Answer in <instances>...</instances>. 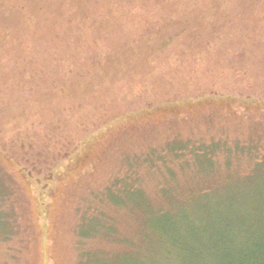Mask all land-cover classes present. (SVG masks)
<instances>
[{
  "label": "rangeland",
  "instance_id": "1",
  "mask_svg": "<svg viewBox=\"0 0 264 264\" xmlns=\"http://www.w3.org/2000/svg\"><path fill=\"white\" fill-rule=\"evenodd\" d=\"M108 1L68 10L89 32L80 40L98 29L101 9L141 16L154 8L148 0L118 9ZM9 3L0 8V264H216L215 244L176 224L209 222L214 206L250 210L252 196L264 194V100L203 97L230 92L228 68L202 61L213 51L202 43L222 44L219 35L194 36V24L179 33L175 12L164 13L172 24L154 13L139 29L146 44L138 47L143 41L132 34L128 46L110 51L103 39L84 46L75 30H61L56 1ZM157 32L175 33L159 55L151 44ZM247 46L260 53L259 44ZM147 48L156 55L149 61L141 56ZM258 74L246 76L258 82ZM91 84L103 94L94 97ZM161 103L167 110L144 113ZM252 208L264 211V199ZM161 218L177 231L155 230ZM244 240L227 244L239 253Z\"/></svg>",
  "mask_w": 264,
  "mask_h": 264
},
{
  "label": "trees",
  "instance_id": "2",
  "mask_svg": "<svg viewBox=\"0 0 264 264\" xmlns=\"http://www.w3.org/2000/svg\"><path fill=\"white\" fill-rule=\"evenodd\" d=\"M9 1L10 0H0V8H4L6 6L12 7L10 6L11 4L9 3ZM53 1L59 3V8L56 10V14L59 15V18L62 19L61 30H64L65 32H71L73 36L75 33H77L78 41L84 43V46H86L87 44H93L97 41V39H103L102 41L107 42L105 43L107 47L111 46L110 51L115 50L120 45L128 46V44H130L131 38L133 37L132 34H134V40H136L137 38L140 41L146 40L143 35H140L139 29L142 25L150 24L152 22L150 14L158 13V22L172 24L169 22L172 17H168L167 14L164 13L175 12V17L173 19L174 23L183 26V30H181V32L179 33L186 34L189 30L188 28H190V25L194 24L192 29L193 31L190 34L198 37L206 35L205 38L211 37V35L214 34H218L219 36L217 37L219 38V40H222V44H217L214 39H208L202 43L203 49L213 48V51H209V55L202 57V61L205 64V68L209 70L213 69L216 71H221L222 69H224V67L228 68L227 71H229V73L224 72V74H228L227 77L231 75V78L229 79V81H227L229 83L226 85L225 89L229 90L231 93H222L219 90L210 92L212 90H209L210 94H205L203 97L206 96L212 99L216 97H221L224 99L231 98L233 100L237 99L244 102L253 100L257 101V99L259 98L264 100V48H262L264 47V41L262 40L264 34V22L261 23L260 21L262 18H264V0H148L152 1L154 8L151 13L141 14V16L133 14H130L129 16H120L116 14V11L113 12L112 9L107 13V15H105L104 12L106 11H103V9H101L100 15L102 14L103 18L100 17V15L97 16L99 17V20L102 19V22L100 23L96 31L92 29V37L86 39L85 42L80 40V38L85 37V35L89 34V32L86 29H83L85 28L83 25L74 23V21L68 16V10H77L79 7H83L82 4L84 3L89 4V6H94L96 9L100 0ZM129 1L130 0H109L108 5L110 6V3L114 2L117 9L118 7H122V5H125L127 8V6H130V4H128ZM173 2L177 4V7H172L173 4L171 3ZM120 3H122V5H120ZM164 5H169L168 7L172 8L167 9L163 12L161 11V8ZM189 9L192 11L191 14L188 13ZM111 12L113 13L111 16H109ZM125 12L128 11L126 10ZM257 27L259 28L258 32H256ZM254 28L255 31L253 30ZM74 30L75 33L73 34L72 31ZM247 30L253 34L257 33L259 37H253V35L251 34L248 35V33H246ZM116 32V39L111 38L110 36H114ZM105 33H107V35L109 34V36H107ZM174 34L167 32L166 34L161 35L157 32V40L151 41L152 46H154L158 42L157 48L155 50L156 55L160 54L159 51H165L164 47H166L167 44L171 43ZM62 35L64 37V34ZM233 36H235L234 39ZM228 39V45L225 46L223 43ZM146 42L148 41L139 43L138 47L143 46L144 44H146ZM247 44L254 46L256 44H259L257 48L260 49V53H257V55L247 53L249 52L247 48L250 47L247 46ZM38 48L40 49V46H38ZM136 48L132 49V51L134 54L138 55L139 50H137ZM153 48H147V50L144 51L143 54H141L142 59L145 58L149 61L150 58L156 56L152 55ZM75 49L77 50L78 47H75ZM149 50L151 51L148 52ZM249 55H252V57H249ZM77 57H75V61L78 60ZM94 59L95 58H91L90 61H93ZM96 59H98L97 56ZM146 60L144 61L146 62ZM140 66H142V64H140ZM246 66H248V68ZM251 69H255L257 71L259 70L258 82L254 78L252 80L250 77L246 76L247 73H250ZM112 72L113 69L111 68L105 73V78H110ZM238 76H241L242 78L238 79ZM151 78L152 76H143V81H145V83L146 81H148L147 84L150 87H154L156 86L154 82L149 83ZM227 82L224 83L226 84ZM91 86L95 91L94 97L97 98L99 94L102 93L101 90L99 91V87L101 86L92 84ZM247 89V92L242 91ZM183 103H181L179 100L172 106L180 107ZM187 104L189 103L187 102ZM152 106L155 107L149 106L147 107V109H145V112H143L147 113L148 111V113H152L150 111H156L157 109H162V111L167 110L166 103ZM130 113L131 112H127L126 114ZM107 119L108 121H110L109 118ZM60 141H62V143L66 142L64 141L63 137L60 139ZM200 159H203V157L200 156ZM252 197L254 199H252L253 202L251 204H248L249 206H246V208H251L250 210L242 209L239 212L230 213L221 211L219 213L218 208L214 206V214H210L212 218L209 222L202 221L199 225H196L197 223L195 224L193 221L189 222L188 220L182 219L179 220V223H177L176 225L178 228L183 229L184 233L199 232L200 234H203V237H205L207 241H209L210 243H214L217 251L215 260L216 264H264V234L259 227V224H264V211H261L260 208H252V206L261 207V202L264 199V194L255 195ZM141 199V195L139 194L133 197V200L135 202H138ZM206 203L208 202H203V204ZM161 212L165 215L169 214L168 211L163 210ZM169 217L171 218L170 215ZM168 221H170V219L168 218H161L160 221L156 220L154 225L155 230H159L158 232L169 233L175 230L174 226H171L169 223H167ZM176 231L177 230H175V232ZM232 236H235L237 239L241 240L245 239L243 244L241 245L242 251L239 253L235 251V243L232 242L231 244H227V240ZM201 238V236H198L196 241L199 242ZM234 255L236 256L234 257Z\"/></svg>",
  "mask_w": 264,
  "mask_h": 264
}]
</instances>
